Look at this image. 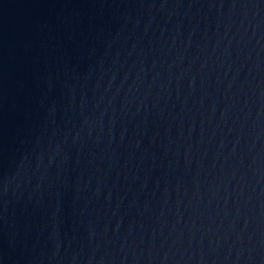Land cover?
Listing matches in <instances>:
<instances>
[{
  "label": "water",
  "instance_id": "obj_1",
  "mask_svg": "<svg viewBox=\"0 0 264 264\" xmlns=\"http://www.w3.org/2000/svg\"><path fill=\"white\" fill-rule=\"evenodd\" d=\"M0 264H264V0H0Z\"/></svg>",
  "mask_w": 264,
  "mask_h": 264
}]
</instances>
